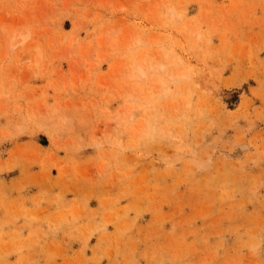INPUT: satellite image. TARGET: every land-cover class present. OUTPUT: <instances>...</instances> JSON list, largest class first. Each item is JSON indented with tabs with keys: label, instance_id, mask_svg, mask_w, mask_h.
<instances>
[{
	"label": "rangeland",
	"instance_id": "1",
	"mask_svg": "<svg viewBox=\"0 0 264 264\" xmlns=\"http://www.w3.org/2000/svg\"><path fill=\"white\" fill-rule=\"evenodd\" d=\"M0 153V264H264V0H0Z\"/></svg>",
	"mask_w": 264,
	"mask_h": 264
},
{
	"label": "bare ground",
	"instance_id": "2",
	"mask_svg": "<svg viewBox=\"0 0 264 264\" xmlns=\"http://www.w3.org/2000/svg\"><path fill=\"white\" fill-rule=\"evenodd\" d=\"M21 30H22V29H21ZM21 30H20V32H21ZM17 32H19V30H18ZM26 33L29 34V32H26ZM26 33H24V35H23V32H21V34H22V37H21V38H23V39H20V35H21V34H20V35L18 34L19 39H20V40L18 39V40L20 41V45L22 44V42H23L24 40H25L24 42H26V40L28 39V38H27L28 35L25 36ZM14 36H15V35H14ZM198 36H199V34H197V37H198ZM13 39H14V37H13ZM13 39H12V40H13ZM16 39H17V36H16ZM22 40H23V41H22ZM12 42H13V44H14V40H13ZM24 42H23V43H24ZM138 42H139V40H138ZM18 43H19V42H18ZM13 44H11V46H12ZM22 45H23V44H22ZM22 45H21V46H22ZM16 46H17V42H16V44H15V47H16ZM21 49H22V48H21ZM34 49H35V48H34ZM18 50H20V49H18ZM36 51H37V50H36ZM27 53H29V52H27ZM27 57H28V56H27ZM34 57H36V56H34ZM37 58H39V56H37ZM33 59H34V58H33ZM36 60H37V59H36ZM39 60H40V59H39ZM37 62H38V61H37ZM37 62H36V63H37ZM144 62L147 63V62H148L147 59H145ZM164 66H165L164 63L160 64V67H161V68H163ZM152 68H154V67L152 66ZM139 72H140L143 76H145V74H146L142 68L139 69ZM242 145H243V144H242ZM248 147H249V146H248ZM245 148H246V147H245ZM245 148H244V149H245ZM3 150H5V149H3ZM3 150L1 149V153H2V154L5 152V151H3ZM242 150H243V149H242ZM247 150H248V149H247ZM1 153H0V154H1Z\"/></svg>",
	"mask_w": 264,
	"mask_h": 264
}]
</instances>
